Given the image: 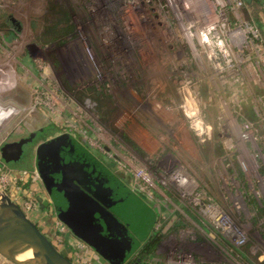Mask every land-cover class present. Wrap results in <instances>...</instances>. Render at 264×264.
I'll list each match as a JSON object with an SVG mask.
<instances>
[{"label": "built area", "instance_id": "built-area-1", "mask_svg": "<svg viewBox=\"0 0 264 264\" xmlns=\"http://www.w3.org/2000/svg\"><path fill=\"white\" fill-rule=\"evenodd\" d=\"M85 1L92 24L88 30L79 29L78 34L87 61L84 72L93 75L91 85L95 88L113 92L118 87L133 99L132 108H121L114 124L126 126L143 109L164 128L165 136H177L187 129L204 141L211 137L216 123L220 133L229 138L228 147L243 151L240 162L249 177L254 171L253 159L259 165L263 152L253 122L243 117L241 109L250 99L255 101L254 107L264 106V93L256 91L264 89V33L258 23L242 18L245 1ZM113 98L121 105L116 95ZM213 100L219 114L211 120L208 114ZM91 112L86 113V120L81 119L83 127L70 122L69 129L94 150L120 156L122 166L132 172L134 188L145 197L153 200L160 186L175 187L185 203L199 207L198 211L229 237L230 244H219L228 257L223 254L209 260L210 264H255L239 252L248 240L247 230L199 189V182L179 158L168 156L160 170L134 155L127 158L123 151L131 154V150L116 138V142L108 140L114 137L112 129ZM257 116L264 119L258 111ZM232 130L240 142H233ZM239 204L235 201L237 208ZM57 228L55 239L71 250L75 244L64 237L68 226L59 219ZM78 250L75 253L80 256ZM171 261L206 264L186 250Z\"/></svg>", "mask_w": 264, "mask_h": 264}, {"label": "rangeland", "instance_id": "rangeland-1", "mask_svg": "<svg viewBox=\"0 0 264 264\" xmlns=\"http://www.w3.org/2000/svg\"><path fill=\"white\" fill-rule=\"evenodd\" d=\"M244 1L245 5L241 9L242 18L258 23L264 33V0ZM62 5L66 7L62 9L67 10L69 21H65L61 31H58L54 24L62 12L57 8H61ZM91 24L85 0H0V81L9 82L6 89L0 90V190L19 203L41 229L55 239L54 232H58L56 225L60 218L55 211L43 208L41 202H36L33 198L36 196V189L44 188L40 175H37L34 168L36 154H31L32 158L24 160V166L20 167L22 169H16L2 158L1 145L9 139H15L45 125L51 126L48 134L66 128L69 130L70 122L83 127L81 119L86 120V113L91 112L87 111L89 107L86 106L84 99L90 95L106 104L103 111L95 108L92 112L99 114L103 123L112 129L114 137L108 140L116 142V138L127 150H131V154L123 151L127 158L134 155L138 160H146L156 170H160L168 156L179 158L199 182V189L205 195H210L219 209L227 212L239 226L247 230L248 240L240 249L249 250L250 246L255 244L261 245L264 249V211H261L260 205L264 203L262 185L264 162L261 157H258L259 165L253 161L254 171L248 177L240 162V155H244L241 153L243 151L237 149V146L235 149L228 147L229 138L220 133L216 123L211 137L204 141L197 139V150L191 155L179 152L177 148L170 151L169 142L174 146L177 145L176 140L173 137H166V131L161 126L154 128L160 136L154 133L157 138L154 139L149 135L148 144L145 131L151 117L143 109L136 112L133 117L137 116L136 119H142L143 122H139L143 133L137 138L129 135L127 125L116 126L115 115H119L123 109H131L133 99L118 87L113 92H103L91 85L94 82L93 75L84 72L87 61L82 54L78 38L79 29L88 30ZM59 32L58 36H53ZM92 42L96 45L97 41L93 39ZM11 70L14 71L15 80L12 78ZM261 92L264 93V90ZM114 95L121 100V105L113 98ZM248 102L249 104L242 105L241 113L244 118L253 122L258 133V145L264 153V119L257 116V111L264 116V106L254 107L255 101L252 99ZM218 109L216 100H213V106L209 107L208 114L211 120L219 114ZM229 132L234 143L240 142L234 136L235 130ZM73 136L86 148H92L84 139H80L82 137L78 134L73 133ZM183 142L185 144V141ZM170 149L172 150L171 147ZM102 154L110 157L107 153ZM138 160H134V163L138 164ZM123 174L126 181L131 177L128 173ZM126 185L135 191L131 179ZM158 190L169 191L174 195L173 206L164 205L163 196L158 194L155 195V204H150V197L135 191L149 201L147 204L152 209L144 214L149 215L150 221L148 224L144 222L146 226H143L142 235L155 230L157 232L153 235L160 237L154 254L144 258L142 264H175L171 258L183 250L192 252L196 261H206V264H210L209 260L226 255L222 253L219 244H230L229 237L205 218L198 211L199 207L195 208L184 201L181 203L179 191L175 187L167 189L160 186ZM235 201L240 203V208L235 206ZM185 205L193 208L210 230L199 231L193 223L185 220L179 222L176 215L172 217V214L168 213L178 208L184 210ZM135 213L136 209L134 215ZM65 231L66 240L73 241L75 246L68 251L60 244L64 253H69L81 264H109L99 257L93 247L70 234L69 230ZM77 249L82 257L75 253ZM153 255L159 257L157 261H154ZM0 257L3 259L0 260V264H15L2 254ZM254 258L258 259L257 254ZM133 261L129 264H133Z\"/></svg>", "mask_w": 264, "mask_h": 264}, {"label": "water", "instance_id": "water-1", "mask_svg": "<svg viewBox=\"0 0 264 264\" xmlns=\"http://www.w3.org/2000/svg\"><path fill=\"white\" fill-rule=\"evenodd\" d=\"M25 141L27 138L5 143L1 147L2 156L6 160L19 158ZM9 147H14L16 153L8 156L6 150ZM36 168L49 192H53L55 185L60 186L62 197L56 196L53 200L58 217L72 233L110 261L123 263L129 249L121 248L119 237L105 232L106 223L97 217L102 207L100 203H104L118 220L116 212L125 215L133 203L144 205L143 200L70 133H61L38 145ZM4 195L14 207L18 222L12 223L0 208V219L5 223V229L0 231V254L15 264H26L16 258L12 250L18 244L28 243L33 247L35 264H78L58 248L19 203ZM62 198L65 206L60 202ZM43 203L47 205L49 199H44ZM115 248L119 249L121 260H118V254L115 256Z\"/></svg>", "mask_w": 264, "mask_h": 264}, {"label": "flooded vegetation", "instance_id": "flooded-vegetation-1", "mask_svg": "<svg viewBox=\"0 0 264 264\" xmlns=\"http://www.w3.org/2000/svg\"><path fill=\"white\" fill-rule=\"evenodd\" d=\"M94 89H96V88H94ZM85 99H87L89 101L90 99H94V98L92 96L88 95V96L85 97ZM96 101H98V100H96ZM89 109L92 111L94 108L93 107H89ZM96 115L100 119V115L99 114H96ZM116 116H118V114H116L115 117ZM128 124H129V122H128ZM50 128H51V126L45 125L43 127L38 128L37 130H32L29 133L23 134V135L15 138V139H9V140L5 141L1 145V147L3 145H5V143H7V142L18 141V140H20L22 138H27V141H25L23 143L22 153H21V155H20L19 158H17V159H11V160H6L3 156H2V158L6 161V163L8 165H11V166H13L16 169H22L20 167H23L24 166V163H25L24 160L29 159L31 157V154L32 155L33 154H36L37 147H38V145L41 142H43V141H45V140H47V139H49L51 137H54L56 135H59L61 133H70L73 136V132L70 129L69 130H66L68 128H66L64 130H61L59 132H55L53 134H48L49 131H50L48 129H50ZM32 132H34L33 135H32ZM77 134H78L79 137H81L79 133H77ZM31 135L33 136L32 138H30ZM80 139H83V137L80 138ZM88 150L91 153H93L97 158H99L110 169V171L113 174H115L120 179H122L125 182V184L128 183L130 181V179L133 178L132 172L127 171L126 168H124L122 166V164H121V157L120 156H118V155H114V156L110 155V157H106L104 154H102V153H105V152L98 153V150L95 151L93 148H91V149L88 148ZM15 153H16V151H15V148L14 147H9L6 150V154L8 156L9 155L11 156V155H13ZM1 155H2V149H1ZM34 168L37 170V168H36V159H35V167ZM123 172L124 173H128L129 175H131V177L129 178V180H127L128 182L126 181V179H124L123 176L125 174H123ZM28 174H30V173H28ZM30 176L31 175H29V177ZM40 178H41V176H40ZM41 180H42V178H41ZM59 187H60L59 185H57V186L55 185L54 188H53V192H49L47 190V188L45 187V185H44L43 190L42 189L41 190H39V189H36L35 190L36 196L33 197V198L35 199L36 202H41L40 204H41V206L43 208L49 209V210H53L56 213H58V210L56 208V205H55V202H54L53 198L54 197L56 198V196L57 197H60V196L62 197V194L60 192V188ZM134 190L137 191L136 189H134ZM135 194L144 201L143 203H146V204H147V202L149 203L148 200L143 199L144 197L143 198L140 197L136 192H135ZM44 199H49V203L47 205H44V203H43L44 202ZM62 200L63 201H60V202L61 203L62 202L64 203V199L63 198H62ZM150 204H152V203H150ZM66 205H68L67 202H66ZM64 206H65V203H64ZM100 206H102V207H101V210L99 211V214H98L97 217H98V220H103V222L106 223V225L104 227L105 232L108 233V234H113V235H116L117 237H119V242L121 243V248L127 247L129 249L128 250V253H126V255H125V258H124V261H123L122 264H129V262H132L133 259H134L133 264H142L141 262L144 260V258L150 256L151 254H154V253H151L150 254V251H148V249H150V247L148 248V245L150 246V243L154 242V239L156 237L153 235V233L154 232L156 233L157 231L152 230L147 235L141 237L140 236L141 234H140V232L138 231L137 228H139V227L143 228L144 225L141 226L142 225V223H140L141 221L140 222L139 221H136L135 220L136 219V217H135L136 215H134V211L136 209L137 212L139 211L141 213L140 216L142 217V215H144L147 212L146 205H142V204L139 205L137 203L136 204L133 203L131 209H134V210H131L130 209L128 211V213L125 214V215H122V214H119L118 212H116L115 215L117 216L118 220H116V219L113 218V215L109 213V210L107 209V206L104 203H100ZM113 212L115 213V211H113ZM68 230H69L70 234H73L69 227H68ZM49 237L52 239L51 236H49ZM53 242L64 253V251H63L64 249L60 246V243L56 239L53 240ZM89 246H91V245H89ZM67 249H69V247ZM116 249L117 248H115V250ZM69 251H71V250H69ZM96 252L98 253L99 257L105 263L114 264V262L110 261L108 258H105L97 250H96ZM118 252H119V249H117V253H115V256L118 254ZM66 255H68L69 257H71L78 264H81L77 260H75V258H73L69 253H67ZM117 257H120L121 258L120 254H118Z\"/></svg>", "mask_w": 264, "mask_h": 264}, {"label": "crops", "instance_id": "crops-1", "mask_svg": "<svg viewBox=\"0 0 264 264\" xmlns=\"http://www.w3.org/2000/svg\"><path fill=\"white\" fill-rule=\"evenodd\" d=\"M71 23H73L72 21H70ZM12 74V73H11ZM14 78L13 80H15V76L12 77ZM13 83H15L13 81ZM0 90H4V88L6 89V85L9 84V82H4V81H0ZM264 90V89H261ZM261 90L259 88H257V94L263 93L261 92ZM121 102V100H120ZM137 118V116H136ZM133 118L131 119V121H129V124L126 126V129L129 130V135L132 136L133 138H137L141 133H143L142 130V126L139 125V122L143 123L141 120L142 119H136ZM158 124L156 123L155 120L151 119L150 124L146 125V129L147 131H145V136L148 138L147 142L148 144L150 143V136H152L154 139H157L155 137L156 136H160L159 132L157 130H155L154 128H158ZM181 132V133H180ZM177 136L176 135H167L166 137H173L174 140H176V147L172 146L171 142H169V150L170 151H175L176 148L178 149L179 152H183V153H188L189 155H191V153H194L197 150V139L187 130H183L180 131ZM155 133V135H154ZM150 135V136H149ZM128 137V136H127ZM185 141V144L184 142ZM186 142L188 144H186ZM186 145V146H185ZM170 147L172 148V150L170 149ZM261 159L264 162V153L260 155ZM248 180L250 181V179L248 178ZM262 185L264 186V178L262 177ZM160 194H159V193ZM160 195L163 196V204H170L171 206H173L174 204V195L171 192H161V190H156L155 195ZM263 196H264V192H263ZM166 200V202H165ZM181 201V203H183L182 199H179ZM150 203L155 204L156 199L154 198L152 201L149 200ZM262 210L264 211V203H260ZM178 208V207H177ZM169 214H172V217H175V215L178 217L179 222H181L182 220L187 221L190 224H194L196 226V228L200 231H208L210 230V228L208 226H206L205 223L202 222V219L199 218L198 213H196L194 211L193 208L185 205L184 210L178 208L177 210H173V212H168ZM264 243V241H263ZM240 253L243 255V257L252 260L255 262V264H264V249L261 247V245H251L249 250H244V249H240ZM257 254L258 259L254 258V255ZM159 257H155L153 255V259H155L154 261H157ZM2 258L0 257V260ZM3 260V259H2ZM159 263V262H157Z\"/></svg>", "mask_w": 264, "mask_h": 264}, {"label": "bare ground", "instance_id": "bare-ground-1", "mask_svg": "<svg viewBox=\"0 0 264 264\" xmlns=\"http://www.w3.org/2000/svg\"><path fill=\"white\" fill-rule=\"evenodd\" d=\"M13 75L14 71H10ZM1 85V84H0ZM5 89V88H4ZM254 162H256L253 159ZM239 200L242 202L241 198ZM0 208L4 211L5 216L12 222L17 223L18 219L16 215L13 213L14 207L9 204L8 198L3 194V191L0 190ZM5 229V223L2 219H0V231ZM13 255L23 260L26 264H35V258L33 253V247L28 243H21L15 246L12 250Z\"/></svg>", "mask_w": 264, "mask_h": 264}, {"label": "trees", "instance_id": "trees-1", "mask_svg": "<svg viewBox=\"0 0 264 264\" xmlns=\"http://www.w3.org/2000/svg\"><path fill=\"white\" fill-rule=\"evenodd\" d=\"M62 8H66L65 6H63L62 5V7L61 8H57V9H59L60 11H62L61 13H59V17L58 18H56L57 19V21H56V23H57V25H56V23L54 24L55 26H57V28H58V31L60 30L61 31V29L63 28V26H62V24L65 22V21H69L67 18H68V16H67V14H66V9L65 10H63ZM53 34V33H52ZM52 34H51V36H52ZM60 34V32L57 34H54L53 36H58ZM96 100H98V99H96ZM95 100V98L94 99H90L89 101L87 100V99H84V102H85V104H88L90 107H93L94 109L96 108V110H104L103 109V107H104V105H106V104H103V102L102 101H100V100H98V101H96ZM144 202V201H143ZM144 205H146V210H147V212L146 213H148V212H150V211H152V209H151V207H149L148 206V204H146V203H143ZM137 212V211H136ZM145 213V214H146ZM136 214V221H141L140 223H142V225L141 226H146V224H148L149 223V221H150V217H149V215H142V217L140 216V212L138 211L137 213H135ZM155 219V217H153V220ZM146 224H145V223ZM138 229V231L140 232V234H141V237L143 236L142 235V233L141 232H143V228H141V227H139V228H137ZM145 236V235H144ZM160 237H156L155 239H154V242H152V243H150V246L148 245V248L150 247V249H148V251H150V254L151 253H154V251H155V248H156V246H157V244H158V242H159V239ZM146 239V238H145ZM152 245V246H151ZM118 260H121V258H119ZM114 264H122V263H119V261H118V263L117 262H114Z\"/></svg>", "mask_w": 264, "mask_h": 264}]
</instances>
